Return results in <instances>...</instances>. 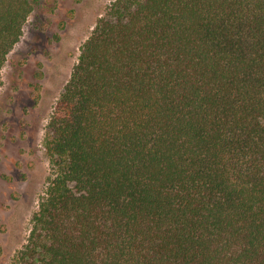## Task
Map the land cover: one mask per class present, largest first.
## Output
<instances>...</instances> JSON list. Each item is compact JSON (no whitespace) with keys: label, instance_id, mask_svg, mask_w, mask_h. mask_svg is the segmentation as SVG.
<instances>
[{"label":"trees","instance_id":"trees-1","mask_svg":"<svg viewBox=\"0 0 264 264\" xmlns=\"http://www.w3.org/2000/svg\"><path fill=\"white\" fill-rule=\"evenodd\" d=\"M33 0H0V86ZM10 264H264V0H114L47 124Z\"/></svg>","mask_w":264,"mask_h":264},{"label":"rangeland","instance_id":"rangeland-1","mask_svg":"<svg viewBox=\"0 0 264 264\" xmlns=\"http://www.w3.org/2000/svg\"><path fill=\"white\" fill-rule=\"evenodd\" d=\"M114 0H33L0 86V264L28 242L54 166L45 145L51 114L81 47Z\"/></svg>","mask_w":264,"mask_h":264}]
</instances>
